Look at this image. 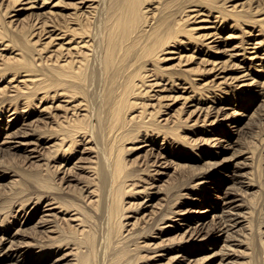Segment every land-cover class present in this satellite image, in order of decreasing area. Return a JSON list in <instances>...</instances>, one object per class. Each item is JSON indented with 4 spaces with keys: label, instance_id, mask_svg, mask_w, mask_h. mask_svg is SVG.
Returning <instances> with one entry per match:
<instances>
[{
    "label": "bare ground",
    "instance_id": "1",
    "mask_svg": "<svg viewBox=\"0 0 264 264\" xmlns=\"http://www.w3.org/2000/svg\"><path fill=\"white\" fill-rule=\"evenodd\" d=\"M257 1L0 0V264H264V137L216 156L264 97ZM216 171L253 197L198 200Z\"/></svg>",
    "mask_w": 264,
    "mask_h": 264
},
{
    "label": "rangeland",
    "instance_id": "2",
    "mask_svg": "<svg viewBox=\"0 0 264 264\" xmlns=\"http://www.w3.org/2000/svg\"><path fill=\"white\" fill-rule=\"evenodd\" d=\"M229 1L231 2V0H228V2ZM244 1L246 2V0H242V1L239 0V1L231 2V3H228V6H231L232 4H237V3L241 4V2H244ZM66 2H69V1H66ZM252 3L253 4H251V5L253 7V5L256 6L258 3L259 4L264 3V0H258L257 2H252ZM53 5H54V3L51 4V6H53ZM59 6L60 7L54 8L53 10L55 11V13H57L58 16H62L66 12V8H68V7L66 5H64L63 3L59 4ZM47 10H49V9H46V11ZM224 97H226V96H224ZM243 100H245V101H243ZM262 100H264V97H258L257 101L254 98H247L245 96H242L240 99L231 98L230 101L233 102L234 104L237 101V105L236 104L233 105L232 110L226 112V115L229 116V119L227 121H224V123H221V121H220L219 123L222 125L217 126L219 131H225L227 129L226 126L230 125V128L233 129L234 131L232 130L230 135H227V136H234L233 140L237 142L234 145L235 146L234 149L221 150L222 153L220 154V156L216 155L217 157H219V161L221 160V162L224 164V167L226 169H228V167H229L228 165H230L231 160L235 159L234 166H235L236 162L240 161L239 157H237L239 155H237V154L240 152V150L246 149V147L248 148V146L251 145V142H252L251 140L256 141L255 145L256 144L257 145L255 147L257 150L255 152H256L257 156H260L259 154L262 151V147H261L262 145L257 140L252 139V137H254L252 134H254L258 138L257 135H259V133H261L262 137H264V133H263L264 132V118H263V120H261V117H260L261 114H264V101H262ZM254 101H256L255 104H254ZM250 104H253V106L250 107L249 106ZM181 106H182V103L178 104L177 108H179ZM247 107H250V108L247 110ZM192 110H193V108H192ZM192 119L195 120L196 117L191 116L189 118V121ZM236 127H238V128H236ZM209 129H211V128H209ZM238 129H240V130L237 132ZM258 130H259V132H257ZM260 130L262 132H260ZM250 133H252V134H250ZM250 135H252V136L250 137ZM254 141L252 142L253 144L251 145V147L249 146L250 148L254 147ZM248 143H250V144H248ZM246 145H248V146H246ZM216 150L220 151L219 148H217ZM17 156H18V158H14L13 160H12V158H8V161L13 165H20V166L25 165L24 163H22L24 161V158L22 157L23 155H17ZM206 160L201 161L199 163H193V165L194 166L200 165L199 167H201V170H202V168H204L207 165V164H204V162ZM260 164H261V168H264V164L262 162ZM259 170L257 172L253 171L254 172L253 173V176H254L253 179H256V181L260 180V179H258L259 176H260V178L262 176V178L260 180L262 183H258V182H260V181H258L257 182L258 185L264 184V182H263L264 181V171L261 169H259ZM255 171H256V169H255ZM260 172H262V173H260ZM29 173L32 174L33 176L36 175V171H29ZM257 173H259L258 177L256 176ZM227 174H228V171H216L215 173H211V179H209V181H207V182H209V184H211V186H207V188L202 189L203 193H201L199 191L198 192L199 196H197L198 197L197 199L200 201L205 200L207 198V197H204V195H206V192H209V191L212 192L214 190H219L220 192H222L223 190H229L230 188L234 189L238 194H240L241 199L243 201H246L249 198L253 197V195H248V194L242 193L239 190L240 188L242 190H243V188H245L244 185H241L240 182H248V179L239 178L238 180L233 182L231 177L228 176ZM255 176L257 178H255ZM36 181H38V180L34 177L33 183H36ZM154 191H157V190H153L152 193ZM254 196L256 197L254 199V202L260 208H262V203H263L262 202L263 201L262 194L260 195L258 193L257 195H254ZM221 198H222V196H221ZM192 209H194V208L192 207ZM29 219H30V217H28L26 220H29ZM38 219H39V217L33 218V220H31L30 223L27 226H25L24 228L32 226L33 224H35L37 222ZM15 220L16 219L11 218L12 224L15 222ZM20 221H22V220H20ZM180 222H182V221H180ZM15 227L19 228L18 224H16ZM262 229L264 230V227ZM219 244H222V243L219 242ZM212 253L213 252H207V257ZM205 255L206 254H204V253L199 254L196 258L202 259V258H204Z\"/></svg>",
    "mask_w": 264,
    "mask_h": 264
}]
</instances>
